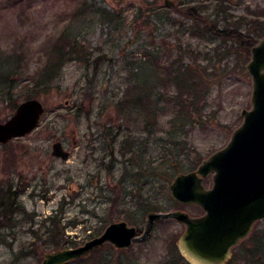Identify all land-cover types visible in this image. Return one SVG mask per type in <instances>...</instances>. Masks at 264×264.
<instances>
[{
	"label": "rangeland",
	"instance_id": "rangeland-1",
	"mask_svg": "<svg viewBox=\"0 0 264 264\" xmlns=\"http://www.w3.org/2000/svg\"><path fill=\"white\" fill-rule=\"evenodd\" d=\"M81 1L0 0V91L13 87L18 105L46 62L47 39L67 30L92 59L104 55L97 71L94 64L87 70L79 61H66L51 88L35 89L45 107L39 126L10 147L0 144V181H13L23 191L12 224L0 228V264H40L47 252L81 245L113 221L143 230L150 211L201 215L193 204L176 206L173 177L224 147L243 121L241 110L251 108V54L246 60L237 43L212 36L182 12L195 6L207 23L256 34L264 0H171L181 12L161 10L170 8L165 0H88V8L76 14ZM171 63L183 72V92L199 94L193 97L203 111L192 108L190 117L181 106L166 107L149 134L142 114L125 110L121 117L116 105L126 94H142L137 87L144 82L158 81L156 91L176 94L178 86L160 84L166 76L161 66ZM13 113L0 96V122ZM165 140L171 151L163 147ZM57 141L69 151L67 160L52 154ZM52 216L60 221L58 230L70 235L63 248L43 244ZM184 226L159 220L146 240L129 249L104 245L81 264L189 263L183 255L181 261L177 246Z\"/></svg>",
	"mask_w": 264,
	"mask_h": 264
},
{
	"label": "water",
	"instance_id": "water-1",
	"mask_svg": "<svg viewBox=\"0 0 264 264\" xmlns=\"http://www.w3.org/2000/svg\"><path fill=\"white\" fill-rule=\"evenodd\" d=\"M165 4L175 6L171 0H165ZM246 68L252 79V95L251 108L241 110L242 123L224 147L208 155L195 170L176 174L170 184L172 199L199 205L204 210L201 217L180 209L150 211L140 234L126 220L113 221L101 234L81 245L47 252L40 264H68L107 244L129 249L149 238L155 222L165 219L185 225L177 246L187 262L223 264L230 248L249 233L250 226L264 219V36L252 47ZM44 113L40 100H24L6 121L0 122V144L34 131ZM52 147L54 156L69 158L62 142ZM209 174L212 186L205 187L203 179Z\"/></svg>",
	"mask_w": 264,
	"mask_h": 264
},
{
	"label": "trees",
	"instance_id": "trees-1",
	"mask_svg": "<svg viewBox=\"0 0 264 264\" xmlns=\"http://www.w3.org/2000/svg\"><path fill=\"white\" fill-rule=\"evenodd\" d=\"M88 0H82L80 6L77 8V10L74 12L76 14H80L82 10L85 8H88L89 2ZM161 10L164 11H178L181 12V8L177 6L175 7H161ZM183 11V15L187 18L192 19L196 24L204 25V28L206 31L210 32L212 36H216L217 38H221L223 40H231L233 43H237L245 52L246 60H249L251 49L256 43L258 42L259 37L264 36V20H259L257 24H255L259 31L254 33H246L239 28L235 29H221L218 27L216 23H207V19L205 15L200 12L197 7L190 6L186 7ZM165 12L161 11L160 13H157L163 16ZM169 15H164L165 18H167ZM45 46H47V52H46V62L42 65L40 71L38 72V76L33 77L32 79V87L29 88V86L26 87L25 91L27 92V95H25L24 99H30V98H36L37 93L36 90H47L53 86L54 80L59 76L63 69V65L66 61H79L83 63L85 68L87 70H90L92 64H94V71H97L98 69V63L103 61L104 55H97L94 59H92L91 53H89L85 46H83L80 42L78 37L72 36L70 33H68L67 30H63L57 37H54V39L49 38L45 41ZM51 44V45H49ZM4 60H7L3 58ZM163 67V68H162ZM162 72H166V76L161 78L160 84L161 87L165 86L166 84H170V86H178L180 89L178 92H175L176 94H169V91H156V87L158 86L157 82H149V86H145V82L140 84L137 88H142L143 91L142 94H138L139 92H135V97L128 98V95H125L124 99H121L119 103H117L118 107V114L122 117L125 110H130L133 112H137L139 114H142L143 117H145V128L144 130L147 131L149 134H152L154 130L158 127V121L160 120L161 113H164V110L166 107H175L181 106L182 109H187L189 116H192V108H194L198 113L200 114L201 111H203L200 106L195 103V97L196 99L199 98V94H194L192 92L184 93V88L187 87L186 82H184L183 78V72L178 71L175 69V66L173 63L168 65L161 66ZM165 69V70H164ZM184 83V84H183ZM168 86L167 88H169ZM149 87V88H147ZM7 88V89H6ZM36 89V90H35ZM13 87H5L4 91L3 89L0 91V96L3 97L5 101L8 102L11 108V112H15V109L18 105V101H15L14 93H13ZM190 93V96L188 95ZM147 99L148 103L146 101L144 102L143 99ZM190 104V106H186L185 104ZM196 106V107H195ZM189 117V119H190ZM156 140L161 141L162 138H157ZM146 142H148L146 140ZM146 142H144L146 144ZM134 145L138 144L136 140L132 141ZM149 143V142H148ZM147 143V145H148ZM180 144V141H177L176 144ZM12 145V141L7 143V146L10 147ZM133 146V148H134ZM161 146V142H160ZM163 147L167 149H171V146L167 144V141L165 140V143H163ZM171 151V150H170ZM201 160L196 162V165L200 163ZM195 165V166H196ZM23 193L20 186H17L14 184L13 181H0V228L6 227L10 224H12L15 214L20 209V202L19 197ZM177 207H185L186 205L181 204L179 202H174ZM147 209H156L154 205H147ZM52 222L51 227L48 226L47 233L49 232L48 241H44V245L46 246V243L50 242L55 249L57 248H63L66 246L67 243H69L70 235H66L62 230L59 231L58 227L60 221L53 217L50 219ZM139 231H141V227L137 226ZM50 246V245H49ZM111 246V245H109ZM175 249L177 250V247L175 245ZM124 251V250H121ZM98 253V252H97ZM96 252L92 255H96ZM91 255V256H92ZM180 255L181 261H186L185 258ZM91 256L88 259H80L78 261H75L76 264H81L83 262H89L91 261ZM41 259V257L39 258ZM93 260V259H92ZM40 262V260H39ZM100 264V263H97ZM119 264H123L122 260H120ZM126 264V263H125ZM189 264V263H186Z\"/></svg>",
	"mask_w": 264,
	"mask_h": 264
},
{
	"label": "flooded vegetation",
	"instance_id": "flooded-vegetation-1",
	"mask_svg": "<svg viewBox=\"0 0 264 264\" xmlns=\"http://www.w3.org/2000/svg\"><path fill=\"white\" fill-rule=\"evenodd\" d=\"M176 6V2H175ZM173 6V7H175ZM197 168V167H196ZM196 168L192 169L195 170ZM190 170V171H192ZM212 174H209L203 179L205 187L212 186ZM200 209L201 215L204 214V210L199 205L193 204ZM201 215H196L200 216ZM264 222V219L256 220L251 227L249 233L239 240L235 245L230 248V255L225 259L223 264H264V231L259 230L260 224ZM185 229V226H184ZM142 232L138 229V234ZM140 242V241H139ZM137 243V242H136ZM135 244V243H134ZM133 244V245H134ZM179 250V249H178ZM190 264H197L190 262Z\"/></svg>",
	"mask_w": 264,
	"mask_h": 264
}]
</instances>
